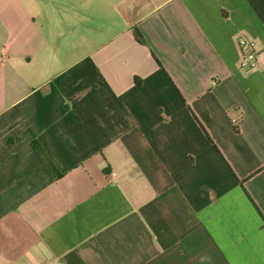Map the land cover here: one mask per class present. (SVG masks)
<instances>
[{
  "label": "crops",
  "instance_id": "1",
  "mask_svg": "<svg viewBox=\"0 0 264 264\" xmlns=\"http://www.w3.org/2000/svg\"><path fill=\"white\" fill-rule=\"evenodd\" d=\"M49 262L264 264V0H0V264Z\"/></svg>",
  "mask_w": 264,
  "mask_h": 264
},
{
  "label": "built area",
  "instance_id": "2",
  "mask_svg": "<svg viewBox=\"0 0 264 264\" xmlns=\"http://www.w3.org/2000/svg\"><path fill=\"white\" fill-rule=\"evenodd\" d=\"M238 47L241 50L240 67L244 70H253L258 67L259 60L257 54V44L255 40L248 37H240L238 39ZM52 264V263H46Z\"/></svg>",
  "mask_w": 264,
  "mask_h": 264
},
{
  "label": "trees",
  "instance_id": "3",
  "mask_svg": "<svg viewBox=\"0 0 264 264\" xmlns=\"http://www.w3.org/2000/svg\"><path fill=\"white\" fill-rule=\"evenodd\" d=\"M137 36H138V38H139V40L140 41H144L143 40V37L139 34V33H137ZM37 150L39 151V153H40V155L42 156V158H43V160L46 162V164L48 165V167L51 169V170H53L54 171V166H53V164L50 162V160L47 158V156L45 155V153L43 152V150L40 148V147H38L37 146Z\"/></svg>",
  "mask_w": 264,
  "mask_h": 264
}]
</instances>
